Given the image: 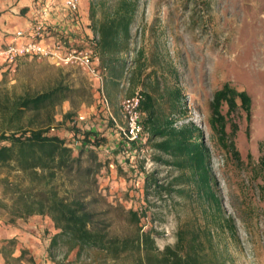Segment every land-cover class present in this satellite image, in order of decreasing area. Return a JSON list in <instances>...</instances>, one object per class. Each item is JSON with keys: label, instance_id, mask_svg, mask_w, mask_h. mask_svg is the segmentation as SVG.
Instances as JSON below:
<instances>
[{"label": "rangeland", "instance_id": "374dc122", "mask_svg": "<svg viewBox=\"0 0 264 264\" xmlns=\"http://www.w3.org/2000/svg\"><path fill=\"white\" fill-rule=\"evenodd\" d=\"M122 1L85 0L88 13L84 15L80 10L78 25L83 39L89 41L98 37L99 43V23L111 16ZM125 1H130L136 8L130 37L122 43L125 47L122 53L110 55L123 64L107 65L102 60V52L97 51L102 65L107 68L102 89L96 79L74 64L56 66L44 59L23 58L15 73L9 72L6 66L1 74L0 104L9 98L35 96L60 86L65 89L67 98L53 111L52 126L61 128L65 115L71 113L86 119L85 129L102 131L104 127H99L96 120L104 111L114 117L118 126H124L121 114L124 100L140 95L145 89L156 94L166 89H181L186 112L177 119L176 126L193 122L202 130L224 215L235 225V234L227 228L226 233L220 232L225 242L217 240L216 246L226 256L227 264H264V67L257 69L252 53L263 41L258 34L264 29V0ZM77 40L71 38L70 42L74 44ZM261 50L264 52V48ZM226 83L246 91L252 98L250 120L239 117L238 111L233 118L238 124L237 134L232 136L228 132V144L234 141L240 160L232 148L221 146L210 123L214 94ZM105 98L109 111L104 107ZM1 113L0 105V136L5 130ZM110 114L108 117L111 118ZM47 118L48 114L43 113L32 119L36 123H45ZM116 147L113 146L107 155H101V160L108 162ZM153 156L155 152L147 148L133 162L139 171L154 174L158 184L166 187L178 173L173 167L152 160ZM84 161L87 167L89 162L86 158ZM109 163V167L93 170L81 181L74 174L72 177L60 176L54 183L60 195L78 196L89 209H94L98 214L97 221L111 236L126 237L134 233L121 211L115 208L119 205L126 210L147 212L143 219L144 230L155 229L159 250L176 244L181 227L190 223V227L198 229L205 223L202 209L197 204L177 196L157 195L154 186L146 188L142 182L138 183L135 174L128 178L112 161ZM5 178L24 185L33 180L32 175H23L13 166L0 167V201L6 205L5 208L0 204V222L17 224L34 218L52 222L49 217L40 215L14 219L11 199L3 196L2 181ZM32 184L39 187L36 182ZM49 234L48 237L53 239L52 231ZM51 243L46 248L49 252L47 264H137L132 256L114 261L95 249L86 248L81 252L78 248L71 249L64 238H59L55 246ZM0 247L9 251L12 245L1 244ZM6 261L8 264H37L29 251L22 260Z\"/></svg>", "mask_w": 264, "mask_h": 264}, {"label": "trees", "instance_id": "16d2710c", "mask_svg": "<svg viewBox=\"0 0 264 264\" xmlns=\"http://www.w3.org/2000/svg\"><path fill=\"white\" fill-rule=\"evenodd\" d=\"M93 10L91 8L94 15ZM135 12V6L123 0L111 16L99 23L101 40L96 49L102 52V60L107 65L115 62L123 64L110 55L125 50L122 43L130 37ZM63 38L68 40L66 35ZM81 43L84 44L78 39L75 45L81 46ZM111 71L117 72L116 69ZM121 73L123 69L120 76ZM66 98L65 89L58 86L35 96L9 98L0 104L5 129L0 136V167L13 166L23 175H32V182L39 186L33 187L32 182L28 185L20 181L10 182L8 178L2 181L3 196L12 202L13 218L47 216L60 231L53 238L52 246L59 238H64L71 249L78 248L80 252L86 248L95 249L106 259L114 261L132 256L137 264H227L226 256L216 244L217 240L225 242L224 235L220 234L226 233L225 228L235 234V225L224 215L217 178L210 168V151L202 130L193 122L176 126L177 119L186 112L182 90L166 89L156 94L145 89L140 93L138 109L144 132L142 141L134 142H128L122 132L115 129L116 123L106 111L98 117L103 121L101 118L96 120L99 127H104L102 131L85 129L86 123H79L71 113L65 115L61 128L52 126L53 111ZM211 111L210 123L219 136L218 141L221 146L232 148L240 160L234 141L228 144V132L232 136L237 134L238 124L233 118L238 111L239 117L250 120L252 98L246 91L226 83L215 92ZM43 113L48 114L45 123H36L32 119ZM26 120L29 121L26 123ZM113 146L117 147L112 157L103 162L101 155H107ZM147 148L155 152L152 160L173 167L178 173L168 186L159 185L154 174L139 171L134 164L137 155ZM84 158L89 162L87 167L84 166ZM109 161L124 176L129 178L135 174L138 183L142 182L146 188L154 186L157 195L177 196L197 204L202 209L205 223L198 229L190 227V223L181 227L176 244L159 250L155 243L158 233L154 228L144 230L143 219L147 212L132 208L126 210L119 205L115 208L121 211L134 233L126 237L111 236L109 230L97 221L98 214L94 209H89L78 196L60 195L54 183L60 176L72 177L74 174L81 181L89 177L93 170L102 171L109 167ZM0 204L6 208L2 201ZM11 244L15 245V242ZM27 253L23 250L20 258L15 260H22Z\"/></svg>", "mask_w": 264, "mask_h": 264}, {"label": "crops", "instance_id": "0c3cea01", "mask_svg": "<svg viewBox=\"0 0 264 264\" xmlns=\"http://www.w3.org/2000/svg\"><path fill=\"white\" fill-rule=\"evenodd\" d=\"M64 1L0 0V78L7 66V57L3 53L13 43L14 36L18 31L28 30L41 22L45 29L44 32L48 35H52L58 30L67 33L69 39H83L81 26L75 25L73 16L63 6ZM45 3L52 6V11L49 18L43 20L39 17V9ZM80 10L84 15L88 13L85 0H80ZM51 231L53 238L60 233L52 222L37 218L17 224L0 222V245L15 242V245L11 244L12 247L9 251L0 247V264H8L7 259H19L23 250L29 251L37 264H47L49 252L46 251V248L53 240L48 237ZM49 264L51 263L49 262Z\"/></svg>", "mask_w": 264, "mask_h": 264}, {"label": "built area", "instance_id": "2783aa9c", "mask_svg": "<svg viewBox=\"0 0 264 264\" xmlns=\"http://www.w3.org/2000/svg\"><path fill=\"white\" fill-rule=\"evenodd\" d=\"M63 6L73 16L75 25H80V0H65ZM51 11L52 6L45 3L39 9V17L45 20L49 18ZM44 30L43 23L38 22L33 28L16 33L13 43L3 53L7 57V70L15 73L19 62L23 58L44 59L56 66L74 64L96 79L102 89L107 75V68L102 65L96 49L98 37L90 38L89 41L78 38L84 44L81 43V46H77L75 43L71 44V38L69 39L67 33L57 30L52 35H48ZM64 35L68 36V40L63 38ZM104 101V107L109 111L106 98ZM139 101V94H136L132 99L123 101L121 114L124 126H118L114 117L109 113L116 123V127L128 142L142 141L144 129L141 124V113L138 109ZM77 120L79 123H85L86 119L80 116Z\"/></svg>", "mask_w": 264, "mask_h": 264}, {"label": "bare ground", "instance_id": "6f19581e", "mask_svg": "<svg viewBox=\"0 0 264 264\" xmlns=\"http://www.w3.org/2000/svg\"><path fill=\"white\" fill-rule=\"evenodd\" d=\"M258 37L263 40L262 44L255 46L252 50V53L255 58V64L257 65V69L262 70L264 67V52H262L261 48H264V29L261 33L258 34ZM259 43L261 42L259 41Z\"/></svg>", "mask_w": 264, "mask_h": 264}]
</instances>
